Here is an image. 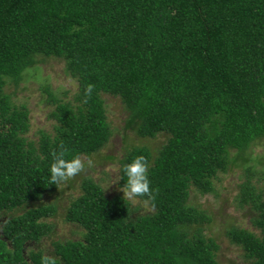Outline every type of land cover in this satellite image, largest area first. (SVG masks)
Returning <instances> with one entry per match:
<instances>
[{
    "label": "trees",
    "instance_id": "16d2710c",
    "mask_svg": "<svg viewBox=\"0 0 264 264\" xmlns=\"http://www.w3.org/2000/svg\"><path fill=\"white\" fill-rule=\"evenodd\" d=\"M44 58L62 62L75 84L68 99L49 95L50 131L28 138V116L13 104L15 86ZM95 85L83 103L85 88ZM102 95L118 100L121 129L139 138L163 136L150 152L123 147V166L143 155L154 202L137 212L119 193L105 195L88 176L62 214L79 228L75 239L50 241L46 221L51 153L66 159L97 153L110 136ZM264 140V0H0V264H218L216 243L202 233L205 212L188 204V190L212 192L211 180L236 161V199L252 211L255 232L229 226L224 235L243 264H264V197L247 158ZM25 205H29L25 207ZM21 209L18 213H10Z\"/></svg>",
    "mask_w": 264,
    "mask_h": 264
},
{
    "label": "rangeland",
    "instance_id": "374dc122",
    "mask_svg": "<svg viewBox=\"0 0 264 264\" xmlns=\"http://www.w3.org/2000/svg\"><path fill=\"white\" fill-rule=\"evenodd\" d=\"M38 68L22 74L20 81L13 86L5 83L3 90L9 93V98L13 104H21L27 110L28 130L26 136L34 138L36 130L50 131L52 120L47 117V113L52 108L49 95L56 99H68L74 91L75 84L62 71V62L54 58H44L38 64ZM104 113L110 136L106 144L95 154L81 156L91 158L94 167L88 169L67 183L55 187V189L31 206L37 203H53L55 205L54 214L46 221L51 224V231L47 237L37 244L41 249H47L50 241L75 239L79 235V228L62 220L63 209L67 201L78 192L77 184L81 177L88 176L96 181L102 188L105 195L112 193H123L115 184L116 179V159L123 147L131 145H143L150 152L160 144L163 136L155 138H139L132 132L121 129L123 114L118 100L108 95H102ZM250 167L251 181L255 183V188L264 197V140L258 139L253 142L251 151L247 155ZM242 162L236 161L223 173H217L211 180L212 192L198 194L194 190H188V204L197 207L205 212L209 221L202 226V233L210 237L217 245L214 259L218 264H243L241 252L230 244L224 231L229 226H237L252 232L249 219L253 213L246 205L241 204L236 199L237 185L242 180ZM130 204L136 208L137 212L147 211L146 206L137 200ZM29 205H25L27 207ZM21 209H16L10 213H18Z\"/></svg>",
    "mask_w": 264,
    "mask_h": 264
},
{
    "label": "clouds",
    "instance_id": "9594fccd",
    "mask_svg": "<svg viewBox=\"0 0 264 264\" xmlns=\"http://www.w3.org/2000/svg\"><path fill=\"white\" fill-rule=\"evenodd\" d=\"M95 85L88 84L84 92L83 103H87L91 98ZM53 162L50 165V185H62L76 176L85 173L88 169L94 167L91 158H83L80 155L74 156L72 159H66L69 150L61 143L60 151L51 153ZM149 162L143 155H138L134 159L123 166V174L126 182L119 191L123 193V200L135 203L138 199L143 198L145 205L154 202L159 193V189H152L148 176ZM41 264H58L55 257L44 255L41 258Z\"/></svg>",
    "mask_w": 264,
    "mask_h": 264
}]
</instances>
